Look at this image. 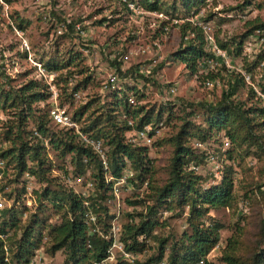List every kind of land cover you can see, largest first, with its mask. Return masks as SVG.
<instances>
[{
  "label": "rangeland",
  "instance_id": "obj_1",
  "mask_svg": "<svg viewBox=\"0 0 264 264\" xmlns=\"http://www.w3.org/2000/svg\"><path fill=\"white\" fill-rule=\"evenodd\" d=\"M158 4V10L135 17L120 0H0V240L6 264H66L64 251H53L50 230L59 224L70 190L83 200L84 217L88 209L95 218L88 233L109 243L104 259L86 264H166L192 233L189 206L177 204L176 191L157 200V191L172 177L178 139L195 150L183 169L202 177L200 188L218 185L226 175L233 178L231 203L200 217L205 226L220 225L207 264H252L264 249V117L254 119L257 139L249 138L234 113L224 128L199 139L208 128V105L221 98L228 78L239 82L232 96L236 106L264 108L252 96L255 88L264 92V29H252L254 21L264 23V0ZM184 22L203 32L207 55L197 61L196 71L175 57ZM193 36L188 33L184 44ZM109 74L117 75L116 85L102 88ZM29 85L44 96L30 106L18 95ZM55 105L80 132L100 141L104 159L76 130L67 133L52 122L49 109ZM109 114L116 126L107 121ZM146 116L149 121L140 124ZM117 127L124 128L125 144L146 155L144 167L123 156L119 177L112 175L102 136ZM143 129L146 138L137 135ZM79 145L91 147L96 156L80 157L70 149ZM20 148L24 168L16 158ZM148 206H154L160 224L156 237L146 239L142 251L129 252L124 226L138 222ZM29 226L35 247L22 263L13 254ZM159 238L166 240L164 254L155 261Z\"/></svg>",
  "mask_w": 264,
  "mask_h": 264
},
{
  "label": "trees",
  "instance_id": "obj_2",
  "mask_svg": "<svg viewBox=\"0 0 264 264\" xmlns=\"http://www.w3.org/2000/svg\"><path fill=\"white\" fill-rule=\"evenodd\" d=\"M139 4L148 10H158V0H138ZM253 24V30H263L264 23L256 22ZM67 27L72 28L71 24H67ZM193 33L194 36L188 38L187 44H184L185 38L188 33ZM181 46L175 53V57L181 61L184 65L189 67L191 71H196L197 61L203 56H206L205 41L203 32L199 26L193 25L190 22H184L181 24ZM251 31L248 33L250 34ZM231 74H229V77ZM264 85V84H263ZM239 82L236 78H228L227 86L222 90L221 98L213 105H208L209 117L207 119L208 128L202 131L199 139L205 140L212 130H220L225 127V124L229 121L231 114L234 113L241 122L246 125V130L250 139H257V136L253 133L252 126L254 119L257 115L264 117L263 107H250L247 110H242L240 107L233 103L232 96L238 89ZM32 86H26L18 93L20 99L31 105V103L44 98L39 91H32ZM264 91V86L261 87ZM32 91V92H31ZM253 93V90L251 91ZM255 97V93L253 95ZM159 117V116H158ZM150 116L143 118V121L148 122ZM107 121H110L113 126H116V120L112 115L107 116ZM125 123V122H123ZM42 124V123H41ZM39 125L38 129L43 133L42 125ZM64 128V127H63ZM67 129V128H66ZM120 131H119V130ZM126 129V128H125ZM72 129L68 128L66 131L71 132ZM124 128H116L113 135H109L108 132L102 133V136L107 137V145L110 149V165L112 168V175L119 177L121 175L123 164V156L130 159H135L141 167H144L143 161L146 158L142 151L130 148L123 141ZM186 130H181L184 133ZM180 132V133H181ZM231 138H234L233 134L229 132ZM74 135L69 134L68 137L74 140ZM71 150H75L78 156H85L87 158L95 157V153L89 146L79 145L76 147L71 146ZM11 154L13 153L9 150ZM195 150L190 149L189 146L184 145L179 141H176L175 150L172 157V170L171 179L164 184L157 192V200L170 197L173 191L177 192L176 202L179 206L188 205L190 210V225L192 233L187 236L186 245L183 244L182 250L171 251L168 256L166 264H197L198 261L205 260L206 254L214 247L218 241V229L219 224L214 223L212 225H204L200 217L208 211L210 208L217 206H227L233 199L232 188L233 178L231 175H226L218 185L212 186L208 189H202L199 184L202 181V177L192 172H186L183 169V165L187 160L191 158ZM13 155V154H12ZM38 152H34V157L37 158L39 165L43 164V161ZM17 162L21 167H25L23 148L19 149L16 154ZM193 158V157H192ZM100 178L102 177V168L99 166L98 170ZM99 175V174H98ZM103 179V178H102ZM103 181V180H102ZM82 199L74 193L72 190L68 192V199L66 209L61 217L59 224L53 226L50 230V236L53 241V251L62 249L65 254L66 264H86L93 261H101L106 256V251L109 243L96 236V234L90 235L88 233V226L85 222L83 209H81ZM60 205L59 208L65 207ZM154 206L147 207V213L142 216L139 215V220L136 223L127 224L124 226L125 233L123 234L122 241L125 245V249L129 252H140L144 248L145 240L153 235V231L157 225H160L154 216ZM31 226L26 227L22 233L21 238L18 240L17 252L13 255L18 262L27 263L29 257L35 247L32 238ZM264 231V222H263ZM159 255L155 258V261H161L164 254L165 239L159 238ZM4 252L2 249V242L0 240V264H6L4 262ZM226 261H232L229 255L225 256ZM123 264V263H116ZM252 264H264V249L261 253L254 257Z\"/></svg>",
  "mask_w": 264,
  "mask_h": 264
},
{
  "label": "built area",
  "instance_id": "obj_3",
  "mask_svg": "<svg viewBox=\"0 0 264 264\" xmlns=\"http://www.w3.org/2000/svg\"><path fill=\"white\" fill-rule=\"evenodd\" d=\"M120 1L122 2L125 9L132 16L140 17V16H143V14L150 13V10L142 7L139 4L138 0H120ZM75 28L80 33H82V30H81L79 24H76ZM153 44L155 46H159V41L156 40L153 42ZM144 71L145 72L147 71V73H148V68L144 69ZM116 81H117V75L116 74H109L107 76V79H106L105 83L103 84L102 88H106L108 86L113 88L116 85ZM168 91L170 93H174L175 89L169 88ZM255 98L257 100H260L264 105V92L255 88ZM49 116H50V118L54 124L65 127V128H70V129L76 130L77 133L79 134V137L82 140V142H84L85 144H89L96 152H98L100 154L102 159H104V156L102 154V147H101L100 141L94 140L93 138H91V137L87 136L86 134H83L82 132H80L76 128L75 122L72 121L71 117L69 116V114L66 113V111L64 109L60 108L58 105L52 106L49 109ZM146 127L149 128V126H146ZM145 133H146V130L143 129V130L139 131L137 135L144 137ZM145 138H146V136H145ZM104 163H105V160H104ZM0 207H2L1 202H0ZM87 210H85V217L84 218H85L86 224L89 225V223L93 222L95 218L90 212L88 213ZM199 263L201 264L202 261H200Z\"/></svg>",
  "mask_w": 264,
  "mask_h": 264
}]
</instances>
